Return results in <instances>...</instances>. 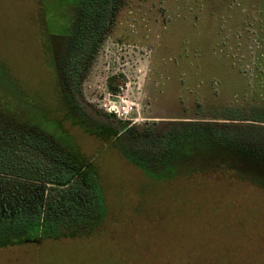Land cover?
<instances>
[{
  "label": "rangeland",
  "instance_id": "obj_1",
  "mask_svg": "<svg viewBox=\"0 0 264 264\" xmlns=\"http://www.w3.org/2000/svg\"><path fill=\"white\" fill-rule=\"evenodd\" d=\"M69 90L152 176L58 101L72 151L43 115ZM187 132L264 155V0H0V219L88 207L58 236L0 247V264H264V188L244 178L261 172L202 169L218 153L199 146L164 164ZM78 155L93 156L81 176Z\"/></svg>",
  "mask_w": 264,
  "mask_h": 264
},
{
  "label": "trees",
  "instance_id": "obj_2",
  "mask_svg": "<svg viewBox=\"0 0 264 264\" xmlns=\"http://www.w3.org/2000/svg\"><path fill=\"white\" fill-rule=\"evenodd\" d=\"M70 44L67 49L61 51V53H63L62 56H64L67 61L72 60L71 56L73 54V50ZM56 97L57 94L55 96L54 101L56 102V105L53 106V111L51 109L48 110L46 107H44L45 109L43 115L45 122L49 120L54 121L51 120L53 118V116H51V113L58 112L59 106L57 104L59 98ZM38 107L40 108L39 105ZM38 107H35L36 110L39 109ZM33 108L34 106L32 105V109ZM116 134L117 131L113 130L112 132L109 131L107 133V136L105 137H102L103 135L99 134V132L96 133V136L99 138L101 137L103 142H111L112 146L117 149L120 155H122L127 161L132 163L134 166L140 168L146 175L152 176V170L150 166H147V164L144 165L142 162L136 160V157H133L132 155H130L129 152L125 151V147L130 142L127 136L125 134L116 136ZM195 146H199L201 148L199 149V151L213 149L218 153L215 158L218 159L219 162L216 163V165L210 164L208 166H204L202 169L217 167L222 169L234 170L236 167L239 166H248L251 170H259L261 172V176H258V172H255L251 177L244 178L248 179L257 186L264 188V155L262 156L256 151L245 149L243 146H240L233 141L219 139L207 133H183V136L179 137L177 140H175L168 146L162 157V162L164 164L167 163L169 159L171 160L182 150V147L183 159H191L195 152ZM77 153H79V149H77ZM78 161L79 163L75 166V170L73 171V173L80 174L81 176L86 173L87 170L91 169V166L93 164V156L82 157L78 155ZM195 170L187 172H194ZM185 171L186 170H183V174L187 173ZM87 185L93 191L92 198L99 194L100 191L97 185H91L89 183H87ZM86 209H88V207L85 208V211ZM84 212L80 211L79 214L71 216L66 221H50L48 219H40L39 213H22L14 215L11 218L0 219V247L15 246L23 243L39 242L40 240L46 237L58 236L59 232L56 229L57 226L64 225L68 223V221L76 219V217L82 215ZM60 234H62V232Z\"/></svg>",
  "mask_w": 264,
  "mask_h": 264
},
{
  "label": "flooded vegetation",
  "instance_id": "obj_3",
  "mask_svg": "<svg viewBox=\"0 0 264 264\" xmlns=\"http://www.w3.org/2000/svg\"><path fill=\"white\" fill-rule=\"evenodd\" d=\"M88 13V14H87ZM85 15H89L90 16V19L92 17V11H88L86 10V14ZM84 14L80 15L79 17V20L80 22H82L83 18L85 17ZM90 23V22H89ZM82 34V33H81ZM79 35V33H78ZM84 37H82L81 39L78 38V40L75 38L74 40H71V46H72V50H74V48L76 49V45L78 46L82 39ZM78 50V49H77ZM59 105L60 103L63 102V106L64 104L66 105L65 108H69L68 105L72 104L70 110H66V111H63L62 113V116L65 117V118H70L73 120V122L77 121L79 125H81L82 127V130H84L85 132H87L88 134L92 135V136H96V133L99 132V134H102L103 136L102 137H105L107 136V133L110 131L112 132L113 130L116 131L112 126L108 125L109 123H104V122H101V121H96L94 119H88L77 107L76 104V99L74 97V95L72 94V92L69 90V91H66L65 93H61V99L59 98ZM62 101V102H61ZM72 102V103H71ZM56 114H58V112H56ZM110 116H113V115H110ZM52 118V117H51ZM51 120H54V121H47V122H50V124L53 125H56V129H57V132L60 133L63 137V139L65 141L68 142L69 146L73 149V150H76L77 151V145L72 141V137L69 136L67 129H64L63 125H62V120L61 118H56V117H53ZM121 134H125L123 131H117V134L116 136L118 135H121ZM127 136V135H126ZM97 137V136H96ZM98 139H100L102 141V138L100 137H97ZM128 138V137H127ZM103 142V141H102Z\"/></svg>",
  "mask_w": 264,
  "mask_h": 264
},
{
  "label": "built area",
  "instance_id": "obj_4",
  "mask_svg": "<svg viewBox=\"0 0 264 264\" xmlns=\"http://www.w3.org/2000/svg\"><path fill=\"white\" fill-rule=\"evenodd\" d=\"M108 111H109L111 114H116V113H118V109H116V107H114L113 105L109 106Z\"/></svg>",
  "mask_w": 264,
  "mask_h": 264
}]
</instances>
